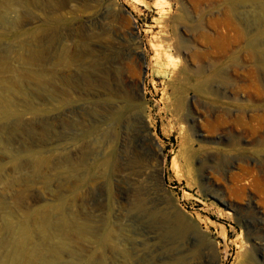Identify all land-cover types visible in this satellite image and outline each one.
Returning a JSON list of instances; mask_svg holds the SVG:
<instances>
[{"label": "rangeland", "instance_id": "374dc122", "mask_svg": "<svg viewBox=\"0 0 264 264\" xmlns=\"http://www.w3.org/2000/svg\"><path fill=\"white\" fill-rule=\"evenodd\" d=\"M0 264H264V0H0Z\"/></svg>", "mask_w": 264, "mask_h": 264}, {"label": "bare ground", "instance_id": "6f19581e", "mask_svg": "<svg viewBox=\"0 0 264 264\" xmlns=\"http://www.w3.org/2000/svg\"><path fill=\"white\" fill-rule=\"evenodd\" d=\"M207 83V78L206 77H202L198 83H197V87L200 89L199 91L203 90L204 87L206 86Z\"/></svg>", "mask_w": 264, "mask_h": 264}]
</instances>
